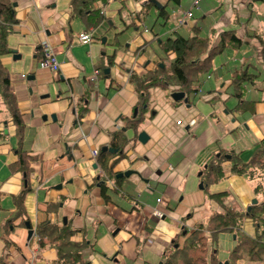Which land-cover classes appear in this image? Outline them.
Listing matches in <instances>:
<instances>
[{"label": "crops", "instance_id": "0c3cea01", "mask_svg": "<svg viewBox=\"0 0 264 264\" xmlns=\"http://www.w3.org/2000/svg\"><path fill=\"white\" fill-rule=\"evenodd\" d=\"M11 1L17 22L0 62L26 130L19 143L9 115L0 114V264H55L54 247L39 246L36 228L45 221L64 224L63 218L76 231L72 240L87 241L82 255L90 264H160L165 250L182 247L213 212L223 206L245 211L254 194L243 176L231 173V160L222 163V180L206 190L198 184L201 169L219 147L246 163L255 146L264 145V48L252 36L264 38V0H203L179 26L180 11L191 0H154L161 8L151 2L144 17L140 11L149 0H106V18L86 31L88 43L77 41L85 31L71 17L70 0ZM162 9L171 13L167 21L159 16ZM194 24L214 44L225 30L242 44L213 58L210 77H201V91L187 102L174 101L170 85L149 88L145 110L136 111L135 118L138 94L130 75L164 61L160 40L188 36ZM43 41L60 63L55 72L38 66ZM235 70L262 75L255 85L245 84V99L256 101L253 114L235 109L230 81ZM129 121L138 123L126 128L122 152L105 157L115 181L92 151L111 148L113 135ZM141 131L144 143L138 140ZM18 149L31 157L32 168L22 206L16 199L22 174L12 169ZM220 193L227 194L223 204L208 199ZM242 228L256 236L251 219L244 218ZM235 244L233 233L222 232L208 243V254L228 264ZM235 264L263 263L244 254Z\"/></svg>", "mask_w": 264, "mask_h": 264}, {"label": "trees", "instance_id": "16d2710c", "mask_svg": "<svg viewBox=\"0 0 264 264\" xmlns=\"http://www.w3.org/2000/svg\"><path fill=\"white\" fill-rule=\"evenodd\" d=\"M101 2L103 6L95 7V3ZM150 1H146L143 5L144 10L140 12L144 17L146 15L145 7L151 5ZM106 0H70L71 17L80 21L83 30L97 27L106 16L103 7ZM159 16L167 21L171 17V13L162 9ZM138 19L142 17L139 15ZM15 6L11 0H0V55L8 53L9 48L7 38L12 33L13 25L16 24ZM262 44L264 48V38L260 34H253ZM241 39L233 31L225 30L219 33V42L212 43V38L206 34H202L200 26L193 25L188 36L175 34L172 38L160 40V46L167 55L164 61H160L152 70L146 71L144 74H131L130 80L135 86L138 94L136 104L137 113L144 112L148 102V89L159 84L170 85L177 91H182L189 98L190 95L196 96L197 91H201V77L210 74L213 71V58L220 54L225 48H239ZM168 54H173L169 58ZM41 57V56H40ZM262 75L258 71L250 72L248 70H235L231 74L232 95L238 100L235 107L241 112L254 113L256 101L245 99L247 88L246 83L255 85V78H261ZM195 84H198L195 87ZM7 113L11 122L15 126V136L21 143L25 137V125L19 112L17 101L14 94L9 88L8 71L0 62V114ZM135 114V118L137 117ZM133 117V118H134ZM139 121V120H138ZM138 121H129L124 127L116 132L110 143L111 148L116 149V153L107 150L98 151V162L108 177L115 175L108 168L105 162L108 158L121 153L127 143L125 130L128 127H136ZM100 153V154H99ZM111 153V154H110ZM227 155L230 158H227ZM31 157L18 149L17 159L12 169L22 174L24 186L16 196L18 206H22L23 199L29 190V176L32 172L29 161ZM105 160V161H104ZM231 160V173L243 176L246 181L251 184L254 198L257 203L251 205L244 212L234 208L223 206L222 211L213 212L204 224H201L193 231L188 240L182 247L175 245L162 254L160 264H218L215 254H208V243L216 242L218 234L222 232H231L235 235V246L228 255V264H235L244 254L253 261H262L264 264V145H257L253 150L249 160L242 163L232 152L218 148L213 151L208 158L206 164L201 169L199 175L200 182L203 183L202 189L224 178L222 163ZM111 165H115L113 161ZM117 181V178H115ZM119 180V179H118ZM102 193L106 187L100 183ZM227 194H209L208 199L218 201L223 204V200ZM244 218L251 219L256 230L254 238L248 236L242 228ZM75 230L71 229L67 224H53L45 221L38 224L36 228V237L41 248L51 245L55 249V264H90L82 255L83 249L88 245L87 241L72 240Z\"/></svg>", "mask_w": 264, "mask_h": 264}, {"label": "built area", "instance_id": "2783aa9c", "mask_svg": "<svg viewBox=\"0 0 264 264\" xmlns=\"http://www.w3.org/2000/svg\"><path fill=\"white\" fill-rule=\"evenodd\" d=\"M202 1L203 0H191L189 7L180 11V15H179L180 19L178 21V26L185 24L188 19L192 18V16H193V10L192 9L193 8H194V10L198 9L199 5ZM173 14H174V11H173ZM145 31H147V30L145 29ZM76 38H77V41L82 42V43H88L91 41V35L88 34L87 32L78 34ZM40 49L42 51V54H41V57L38 61V66L41 69H48V70L54 71V72L57 71L60 63H59V61L56 57V53L53 51L51 45L49 43H47L46 41H43L40 45ZM24 76L25 75H23V77ZM209 77H210V74H207L206 79H208ZM95 79H96V72H94L89 77V81L93 82ZM180 123H181V120L176 121V124H180ZM188 124L190 126L194 125L195 120L191 119L188 122ZM96 154H97V150L92 151L93 156H96ZM159 200L160 199H157V202ZM154 215L157 216L158 218L162 217V213L159 211H154Z\"/></svg>", "mask_w": 264, "mask_h": 264}, {"label": "water", "instance_id": "95a60500", "mask_svg": "<svg viewBox=\"0 0 264 264\" xmlns=\"http://www.w3.org/2000/svg\"><path fill=\"white\" fill-rule=\"evenodd\" d=\"M149 1H150V2H154V4L157 5L158 8H161V7L158 5V3H157L156 1H154V0H149ZM13 5L15 6V3H13ZM105 72H108V70L106 69ZM170 97H171L174 101H180V100H182V101H184V102H187V100H188V98H187V96H185V93H184V92H182V91H177V90H174L173 92H171V93H170ZM136 111H137V109H134V112H133V115H134V116H135V114H136ZM146 139H147L146 134H145L143 131H141V132L138 134V140H139L140 142H143V143H144ZM105 150H108V151L111 152V153H116V152H117L116 149L108 148V147H103L102 151H105ZM227 158L229 159L230 156L227 155ZM129 173H130V171H127V172H125V173H123V174H118V175H116V177H117V176H118V177H121L122 175H125V176H126V175H128ZM200 174H201V173H199V175H200ZM198 187H199L200 189H202V188H203V183H202V182H199ZM256 203H257V199H256V198H253L252 201H251V204L247 207V210H249V208H250L251 205H254V204H256ZM63 223L65 224V219H64V218H63ZM26 227L29 228V227H30V224H29V223H26ZM28 235H29V237L32 235V230H31V229L28 230ZM225 264H227V263H225Z\"/></svg>", "mask_w": 264, "mask_h": 264}, {"label": "rangeland", "instance_id": "374dc122", "mask_svg": "<svg viewBox=\"0 0 264 264\" xmlns=\"http://www.w3.org/2000/svg\"><path fill=\"white\" fill-rule=\"evenodd\" d=\"M201 3H202V2H201ZM201 3H200V4H201ZM192 10L194 11V8H193ZM160 85H164V84H160ZM170 88H171L172 90H175L174 87H171V86H170Z\"/></svg>", "mask_w": 264, "mask_h": 264}]
</instances>
